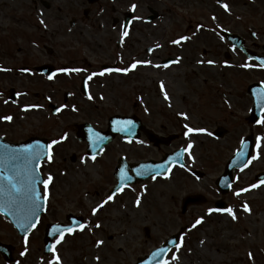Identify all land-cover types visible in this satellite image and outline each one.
Segmentation results:
<instances>
[{
  "label": "rangeland",
  "instance_id": "374dc122",
  "mask_svg": "<svg viewBox=\"0 0 264 264\" xmlns=\"http://www.w3.org/2000/svg\"><path fill=\"white\" fill-rule=\"evenodd\" d=\"M47 1L53 4L51 9H46L40 4L36 7L34 0H0V69H9L0 71V81H36L40 75L28 74V71H22V68L25 65L39 66L54 60L46 47L56 48L62 39L59 35L60 27L68 30V21L73 16L71 13L68 19L60 21L59 17L65 16V12H59L58 8H64L69 3L75 5L76 0ZM41 19L44 24L40 23ZM169 23L166 17H162L153 22L142 20L133 26L137 31L124 39L126 47H130L126 54L128 57L134 54L136 60L151 61V64L138 65L127 74L109 73L108 80L112 86L98 89L96 92L97 96L98 92L102 93L104 104L96 109L97 112L104 117L116 111L120 113L118 110L122 104L125 105V110L130 111L135 101L145 106V103L150 104L154 98L160 105L166 102V107L167 101L177 108L182 107L183 92H176L173 88L175 83L171 84V81H189L185 76L183 64L154 67L160 65V58L165 57L163 43L167 39ZM108 29L111 32L108 48L113 52L119 51L116 41L121 33L112 27L111 22ZM65 40H70L67 35L64 36ZM154 44L160 45L159 49L147 52L146 47ZM119 52L123 53L124 50ZM128 60L129 58H124L122 64L128 66V63L125 65ZM204 70L202 68L199 81H202L204 76L209 77V69ZM236 73L232 76L228 73L226 77L215 76L214 80L231 81V91L237 93H233L237 95V101H233L231 95H227L226 99H221L220 96L214 104L205 102L206 110L211 111L207 113L205 110V116L201 113L200 116H189L185 119L184 125L207 130L205 133H189L185 136V129L180 139L174 143V146L183 144V148H187L189 142L192 143L193 147L189 150L191 157L188 152L185 155L189 172L176 168L164 177L139 182L117 193L112 201L104 204L93 215L92 209L109 195L110 184L106 181L105 173L99 171L86 157H81L74 169L78 174L67 176V185L66 182L63 183V178L55 181L56 192H49L47 211L42 215L37 227L28 235V251L25 255H20L25 248L24 239L0 214V241L10 244L13 248V261L6 262L0 254V264H47L52 254L44 252L46 228L53 222L69 224L66 219L69 214L83 217L87 227L83 231L76 229L73 234H65L64 239L56 246L61 264H136L138 258L145 257L168 236L179 233L181 229L182 246L177 253L179 259L171 261L175 249L171 250L166 258L170 264H264V184L249 188L253 183H259L255 176L264 170V141L258 150V158L253 160L251 157V162L243 170L234 171V183L228 194L221 195L215 185L226 163L239 148L242 138L250 133L245 118L242 119L247 97L240 90L243 81L251 79L252 74L241 70ZM211 77L213 78V75ZM234 78L237 81H234ZM95 81L101 80L96 78ZM160 81H164L163 84L166 85L163 91L156 88ZM208 81L213 80L210 78ZM164 92H167L168 100L164 99ZM138 93L142 95L136 100ZM142 115L146 120H152L153 115ZM169 115L172 114L156 113V125H166L169 119L177 120ZM168 126L171 127L170 124ZM220 128L225 129L224 133L222 136H216L214 133ZM256 130L261 131L258 136L264 137V124H259ZM140 143L127 145L116 142L108 149L109 159L117 160L122 153H126L131 161L149 155V158L160 159L169 150L165 145L155 150L148 147L144 140ZM75 150L80 154L85 149L83 145H77ZM256 153L255 147L252 156ZM192 169L203 172L205 176L197 177L191 172ZM241 188L249 190L239 196L234 195ZM196 193L206 197V201L189 205L183 213L180 199ZM138 197L139 206L135 203ZM219 198L227 201L226 208H233L236 220L226 212L208 213V209H216L214 201ZM244 203L248 204L250 212L243 211ZM201 217L202 223L193 228L195 220ZM97 223L100 224L99 228L95 227ZM97 241L103 243L97 246ZM249 253L252 254L251 259ZM97 257L99 259H96Z\"/></svg>",
  "mask_w": 264,
  "mask_h": 264
},
{
  "label": "flooded vegetation",
  "instance_id": "af4514ba",
  "mask_svg": "<svg viewBox=\"0 0 264 264\" xmlns=\"http://www.w3.org/2000/svg\"><path fill=\"white\" fill-rule=\"evenodd\" d=\"M222 2L228 4L229 11L226 12L217 0H76L75 5L69 3L64 8L59 7V12H65V16L59 17L60 21L68 19L71 13L73 16L68 21L67 33L63 26L60 27L59 35L62 39L56 48L46 47L47 52L54 59L46 63L53 66L55 76L49 79V76L38 73L35 71L38 65L34 64L32 67L25 65L23 68L29 70L28 74L40 75L36 81H25L24 79L11 81L10 78H8L10 81H0V116L11 115L13 117L11 122L0 120V144L20 147L39 142L46 145V141L50 143L67 133V139L52 147V162H42L40 169L42 177L47 178L49 173L53 177L49 192H56L54 183L58 182L59 178H63V183L66 182L67 185L66 177L78 174L74 169L81 157H86V160L93 162L99 171L105 173L106 181L110 184L109 192L116 184L115 171L121 160L124 159L129 163L146 159L156 160L154 157L149 158V155L143 159L137 158L131 161L126 153H122L117 160H110L108 153L110 146L115 145L116 142L127 145H135V142L141 144L140 142L144 140L148 147L155 150L161 149L154 145L147 136L148 132H154L171 136L167 145L169 152L183 148V144L174 146L175 141L180 139L185 130V119L179 113H186L187 117L200 116L201 113L205 116V102L214 104L220 96L221 99L222 97L226 99L227 95H231L232 100L237 101V93L231 91V81L214 80L215 76L226 77L228 73H231V76L236 75L237 70L252 74V78H248V81L242 80L240 92H244L247 97L242 119L245 118V124L250 131L248 135L255 143V131L259 124L251 119V112L255 106V97L259 92L264 91V68L259 66L261 61H264V0H222ZM34 4L36 7L40 4L46 9L53 7V4L47 0H34ZM133 4L136 5L135 11L131 10ZM135 17H140V19H135ZM162 17H166L170 22L168 25L170 29L167 31L166 42L163 43L166 50L165 57L160 58V56L158 63L160 65L168 63V66L183 64L186 70L185 76L189 81H171V84L175 83L173 88L176 92H183L182 107L177 108L169 101L166 107V102L160 105L154 98L150 104L145 103V106L135 101L130 111L125 110V105L122 104L118 110L120 113L116 111L104 117L96 110L100 105H104L102 93L98 92V97L96 92L98 89L112 86L108 78L110 75L109 73L103 76L96 75L87 81V87H85L86 77L93 72L99 73L105 68H123L127 67L126 63L129 66L136 60V56L131 54L128 57L126 53L130 47H126L124 39L137 31L133 29L136 23L142 20L153 22ZM212 17H215V20ZM110 22L112 27L121 33L116 41V48L119 51L124 50L123 53L113 52L108 48L111 33L108 29ZM125 29L128 35L122 38V32ZM65 35L70 40L64 41ZM181 36H188L190 39L181 41L178 45L171 43L172 40ZM156 45L158 44L146 47V51L158 50ZM126 57L129 60L124 66L122 62ZM96 58L99 60H95ZM177 60L178 62H174ZM209 60L213 63H206ZM244 64L250 67H241ZM1 68L5 69V67ZM60 68H80L84 71L65 74L57 71ZM202 68L203 70L209 69V77L204 76L203 80L199 81ZM96 78L101 81H95ZM210 78L213 81H208ZM233 80L237 81L235 78ZM161 82L164 83L160 81L156 85L158 90L159 88L161 90ZM166 83L169 84L167 81ZM163 85L165 89L166 85ZM89 94L92 99H88ZM141 95L138 93L136 100ZM25 106L38 107L22 110ZM227 107L230 108V106ZM234 107L237 108L236 103ZM58 108L60 111H57ZM209 112L211 111H207ZM156 113H169L172 114L169 115L171 118L177 120L169 119L166 125H156L154 120ZM116 114L131 118L133 122L131 131L136 132L139 135L138 138L117 135L113 142L93 159L87 151V142L78 136L81 126L88 124L96 130H106L109 119ZM142 114L145 117L153 115L152 120H146ZM219 114L221 115L220 111ZM262 116H264V111L261 112ZM169 124L171 127L168 126ZM259 133L261 131H257V136ZM77 145H83L85 149L80 154L78 150H75ZM184 148L186 149V146ZM184 165V168L174 166L172 171L179 168L180 171L189 172L186 160ZM195 171V169L191 170L193 173ZM42 188L41 185V190ZM63 188L62 191H64ZM203 199L206 201V198Z\"/></svg>",
  "mask_w": 264,
  "mask_h": 264
},
{
  "label": "snow or ice",
  "instance_id": "6c2138e0",
  "mask_svg": "<svg viewBox=\"0 0 264 264\" xmlns=\"http://www.w3.org/2000/svg\"><path fill=\"white\" fill-rule=\"evenodd\" d=\"M218 3L224 8L227 12L229 11V6L226 3H223L222 0H217ZM136 5H131V10L135 11ZM135 19H140V17H135ZM215 20V17H212ZM41 24H44V21L40 20ZM128 32L125 29L122 32V38L127 36ZM255 35V33H253ZM190 39L188 36H181L178 39L172 40L173 44H180L181 41H186ZM156 47H160V45H156ZM174 62H178L174 61ZM208 64H212L213 61H206ZM151 64V61H139L135 60L131 63V65L123 68H105L99 73L93 72L85 79V87H87V81L91 80L92 77L96 75L103 76L106 73H112L113 71L118 73L127 74L129 71L136 69L138 65H148ZM260 67L264 68V61H261ZM154 67H168V64L164 65H154ZM241 67H250L248 64L241 65ZM9 69H0V71H8ZM22 71H29L28 69H22ZM58 72L69 74L72 72H81L84 71L80 68H60L57 69ZM55 73L50 75L48 78L52 79ZM161 90L163 91L164 85L163 82L160 84ZM19 95V94H18ZM88 99H92V96L89 94ZM164 99L168 100L167 92H164ZM7 103V101H5ZM256 103L258 107H261L262 111H264V91H261L257 94ZM29 107H38V106H25L22 110H27ZM75 110V108H73ZM57 111H60L58 108ZM184 119H188L186 113H179ZM13 117L11 115L0 116V120L11 122ZM114 124L120 125L117 130L123 132H131L133 127V122L131 120L126 121H113ZM257 124H264V116L256 121ZM184 128L187 130L184 134L187 136L189 133H205L207 130L203 128H191L187 124L184 125ZM98 136V134H96ZM211 135V133H208ZM67 139V133H64L59 139L52 140L49 144L44 145L39 142L35 144H25L20 147H11L8 144H0V214H4L7 217H12L16 223V226L21 229L24 235V251L20 253L21 256L25 255L28 251L27 243H28V233L35 229L40 222V212L46 210L47 199L49 196V185L53 180L52 175L49 173L47 178L42 177L40 169L42 166V162L51 163L52 162V147L63 140ZM102 139V138H100ZM264 141V137L257 136L256 137V155L252 156V159H257L259 156V149L261 147V142ZM242 149L246 148L247 145L244 142H241ZM193 147L192 143L189 142L188 146L184 151L188 152L189 157H191V152L189 151ZM244 152L238 151L237 158H242ZM181 153H176V157H180ZM95 159V157H92ZM245 163V167L248 163ZM181 168H184L185 165L181 163L179 165ZM164 168V165H157L154 169H151L155 172V175L152 176V179H155L156 176L160 175V169ZM150 169L147 166H141V170L137 171V175H144ZM243 170V168L241 169ZM130 177L123 170L120 172L119 180L120 186L115 189L114 192L109 194L100 204H98L95 208L92 209V214L95 215L96 212L104 206V204L112 201L116 193L122 192L124 187L126 186L125 181L129 180ZM264 184V180H260L259 183H253L249 186V188H256L260 185ZM42 185L43 188L39 187ZM249 188H241L237 190L234 195L239 196L242 192H246ZM136 205L139 206L140 198L138 197L135 201ZM243 211L250 212V208L247 203L242 205ZM212 212H226L231 216L233 220L237 219L235 211L233 208L228 207L224 209H208V213ZM203 218H198L195 220V223L192 225L195 228L197 225L202 223ZM87 227L86 224L80 223L79 221H72L71 225L62 226L60 224H54L51 226L50 235L53 236L54 243L47 246V250L52 254V258L47 262V264H61V258L57 252L56 246L61 243L64 239L65 234H73L74 231L78 228V230L83 231L84 228ZM96 228L100 227V224L97 223L95 225ZM103 241H97L96 244L99 246ZM175 243V252H172L171 261H177L179 259L177 253L179 252L180 247L182 246V238L179 242H171ZM203 243V241H201ZM170 252V249L166 247H160L155 252H153V259L156 260V264H170L168 259L164 257ZM249 258L251 259L252 254L249 253ZM159 258V259H157ZM96 259H99L97 257Z\"/></svg>",
  "mask_w": 264,
  "mask_h": 264
},
{
  "label": "water",
  "instance_id": "95a60500",
  "mask_svg": "<svg viewBox=\"0 0 264 264\" xmlns=\"http://www.w3.org/2000/svg\"><path fill=\"white\" fill-rule=\"evenodd\" d=\"M37 70L40 71V72H45V73L51 74V71H48V66L47 65H42V66L38 67ZM261 111H262V109H261V107L257 106L256 97H255V108H254L253 113H252L253 120H258L259 119ZM113 121H123V120H121V118H119L118 116H115V117L110 119V126H109L108 131L102 132V131H96V130H93V129H85L84 130L85 132L83 133V135H80V138L86 139L88 141V144H89L88 145V151L91 154H97V153L101 152L102 149L105 147V145L109 144L113 140L115 135L118 134V133L122 134L123 136H128V137L134 136L132 131L130 133L129 132L118 131L117 129L119 127H121V126L117 125V124H114ZM223 132H224L223 130L222 131L219 130L217 132V134L219 136H222ZM96 134H98V136ZM149 136H150V139L155 142V144L156 143L160 144L161 142L166 143V141H168L167 139L161 138V137H157L154 134H150ZM100 138H102V139H100ZM244 144H246L247 147L242 149V145H241L240 149L238 150V151L242 150L244 152L243 157L242 158H237V152H238L237 151L230 158V160L226 164V168H225L224 173L217 180V185H218L219 190L221 191V193H227L230 190L232 182H233V171H234V169L235 168H243V167H245L244 166L245 163H247L249 161V159H250V156H251V153H252V149H253V141H252L251 137H248L247 139H245L244 140ZM178 152L181 153L180 157H176V153H178ZM182 156H183V150H178V151H176L174 153L167 154L162 160L145 161V162H141L139 164H134L132 166L126 165L124 168H122V166H121L116 171L115 176H116L118 184L112 190V192H114L115 189L120 186L119 176H120V172L122 170L124 172H126L127 175L130 177L129 180L125 181V184L127 186V185H129V183H135L137 180H144L146 178H149V177H152L153 175H155V172L152 171L151 169H154L157 165H164V168L160 169V175H158V176L166 175L167 173H169V171L171 169V166L173 164H175V163L181 164L182 163ZM142 165L143 166H147L150 170L147 171L144 175H137L136 173H137L138 170H141V166ZM129 169L133 170L132 174L129 173ZM258 178L264 179V172L259 174ZM39 187H40V185H39ZM195 202H199V200L196 199V197L191 196V195L187 196L183 200V210H185L186 207L189 204L195 203ZM216 205L219 208H223L224 207L223 202H221V201L217 202ZM44 212H45V210L40 212V214H39L40 217H41V215ZM7 218L14 225V227L17 229L19 235L22 238H24L25 233L16 226V223L13 220V218L12 217H7ZM68 220L71 221V222L75 220V221H79L80 223H83V221L81 219L76 218V217L71 216V215L68 216ZM54 224H60L62 226H65L62 223H51V224L48 225V228H47L46 234H45V238H44L45 252L46 253H49V251L47 250V246L50 245V244H53V236L50 235V233H51V226L54 225ZM178 240H179V237L177 235H173V236L169 237L168 239H166V241L161 246H159L158 248L153 250L150 255H148L145 258H139L137 264H156V260H154L153 256H152L153 252H155L160 247H166V248L171 250V248L175 246V243H170V241L171 242H178ZM0 253L4 256L6 261L10 262V261L13 260L12 247L9 246L8 244L0 242ZM157 259H159V258H157Z\"/></svg>",
  "mask_w": 264,
  "mask_h": 264
}]
</instances>
